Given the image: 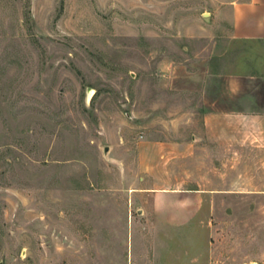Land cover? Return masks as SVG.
<instances>
[{
  "label": "rangeland",
  "instance_id": "rangeland-1",
  "mask_svg": "<svg viewBox=\"0 0 264 264\" xmlns=\"http://www.w3.org/2000/svg\"><path fill=\"white\" fill-rule=\"evenodd\" d=\"M213 5L0 0V264H264L259 148L191 111L262 90Z\"/></svg>",
  "mask_w": 264,
  "mask_h": 264
},
{
  "label": "crops",
  "instance_id": "crops-1",
  "mask_svg": "<svg viewBox=\"0 0 264 264\" xmlns=\"http://www.w3.org/2000/svg\"><path fill=\"white\" fill-rule=\"evenodd\" d=\"M210 2L214 3L213 7L207 9L203 15H209V19L216 23L217 33L229 29L233 39L250 42L252 47L246 52L245 57L243 55L242 60L237 62L238 65L242 63L251 72H239L230 77L245 81L258 79L262 83V90L240 95L241 104L238 103L235 108H230L229 97L220 91L219 94L205 96L204 101L193 106L191 111L204 115L202 124L205 131L204 146L212 154L219 153L221 161L228 160L227 147L230 144L228 124L236 123L238 129L234 136L236 145L259 148L264 177V70L256 67L259 56L255 53L254 47L256 42L264 41V0H210ZM226 21H229L230 26L224 24ZM209 65L210 70L217 71L212 63ZM256 93H261V100ZM198 137L194 135L195 145L199 144Z\"/></svg>",
  "mask_w": 264,
  "mask_h": 264
},
{
  "label": "water",
  "instance_id": "water-1",
  "mask_svg": "<svg viewBox=\"0 0 264 264\" xmlns=\"http://www.w3.org/2000/svg\"><path fill=\"white\" fill-rule=\"evenodd\" d=\"M106 150H108V147H107V149Z\"/></svg>",
  "mask_w": 264,
  "mask_h": 264
}]
</instances>
